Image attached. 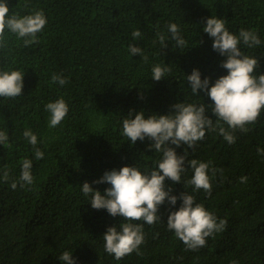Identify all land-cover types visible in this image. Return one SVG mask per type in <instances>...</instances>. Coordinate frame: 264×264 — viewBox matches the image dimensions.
Wrapping results in <instances>:
<instances>
[{
    "label": "trees",
    "instance_id": "obj_1",
    "mask_svg": "<svg viewBox=\"0 0 264 264\" xmlns=\"http://www.w3.org/2000/svg\"><path fill=\"white\" fill-rule=\"evenodd\" d=\"M10 12L21 15L43 10L48 23L34 42L25 44L15 34L0 47V68L21 70L24 87L17 97H0V130L9 143L0 145V264H61L64 250L73 251L77 264H264V110L247 131L237 129L228 143L219 133L227 127L209 108L215 131L192 148L182 144L179 154L210 163L215 171L212 189L193 193L218 218L224 229L191 250L167 227V202L161 220L144 224L139 251L117 259L104 250L103 235L124 218L94 209L80 190L106 170L124 165L152 168L161 153L148 148L151 141L132 145L122 134V120L132 110L167 114L177 102L212 101L201 91L191 92L187 74L199 68L205 76L226 74V57L212 48L203 31L207 18L216 15L228 29H255L264 41V0H8ZM175 22L186 41L176 46L168 31ZM139 30L140 37L133 32ZM164 36V41L160 37ZM30 39V38H29ZM137 45L143 56L129 54ZM258 56L264 72V44L248 48ZM146 57V59L144 58ZM169 68L165 78L151 77L153 65ZM54 75L66 78L54 83ZM63 97L69 112L50 128L45 105ZM31 129L44 157L36 160L33 146L23 136ZM175 147V146H173ZM33 160L34 182L19 184L21 162ZM187 164V161H186ZM192 171L182 183L166 180L174 194L188 190ZM246 176V182L240 177ZM17 187H11L12 181ZM107 183L93 184L103 191ZM179 207V201L176 205ZM142 222V221H138Z\"/></svg>",
    "mask_w": 264,
    "mask_h": 264
},
{
    "label": "clouds",
    "instance_id": "obj_2",
    "mask_svg": "<svg viewBox=\"0 0 264 264\" xmlns=\"http://www.w3.org/2000/svg\"><path fill=\"white\" fill-rule=\"evenodd\" d=\"M47 23L43 10L21 15L10 12L8 0H0V47L6 43L5 36L9 33L15 34L18 39H24L25 44L34 42ZM167 27L176 46L182 48L186 41L180 34L178 24L172 22ZM203 31L213 38L212 48L226 57L221 62V67L227 72L213 82L212 77L205 76L199 68H194L187 74V81L194 95H200L203 91L212 103L177 102L167 114L147 115L144 110L130 111L122 120V134L132 145L138 140L151 141L148 148L161 153L155 166L148 169L124 165L119 169L106 170L97 180L85 181L80 185L81 192L89 198L92 208L105 209L113 217L124 218L120 224L109 226L103 235L104 250L117 259L139 251L145 239L144 224L151 225L161 220L160 208L166 202L172 206L167 227L174 231L175 236L188 249L196 250L204 246L209 236L222 231L226 225V221L218 218L204 203L197 202L193 194L200 189L211 192L210 172L215 175V171L211 169L210 163L196 158L189 160L186 151L179 154L177 149L182 144L192 148L205 137L207 131L216 130L213 119L206 115L209 108L216 117V124L222 121L227 125L219 127V133L230 144L236 140L234 132L237 129L247 131L246 124L257 120L264 110V72L259 71L260 58L245 54L240 45L253 48L264 44V41L255 29L242 28L238 33L230 31L225 20L216 15L207 18L203 23ZM140 35L139 30L133 32L134 37ZM160 40L163 42L164 36ZM129 54L143 56V50L137 45H130ZM168 72L167 66L155 64L151 77L160 81ZM24 73L21 70L0 68V97L21 95ZM52 81L64 85L66 78L54 75ZM45 110L49 113V127L55 128L68 114L69 104L60 97L47 103ZM23 136L33 146L34 158L42 159L44 151L37 147V135L31 129H25ZM8 143V131L0 130V145ZM188 169L192 171V176L187 181L192 186V192L186 190L178 195L174 194L166 180L182 183V175ZM7 178L8 173L4 171L0 179ZM246 180V176L240 177L242 183ZM33 182V160L24 158L19 184L23 187ZM17 183L13 180L11 187L15 189ZM102 183L110 186L103 191L93 187V184ZM57 258L61 264H77L73 251L64 250Z\"/></svg>",
    "mask_w": 264,
    "mask_h": 264
}]
</instances>
